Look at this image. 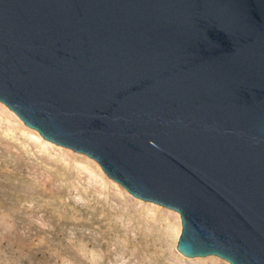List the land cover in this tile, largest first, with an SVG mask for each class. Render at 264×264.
<instances>
[{
	"label": "water",
	"instance_id": "water-1",
	"mask_svg": "<svg viewBox=\"0 0 264 264\" xmlns=\"http://www.w3.org/2000/svg\"><path fill=\"white\" fill-rule=\"evenodd\" d=\"M0 101L179 212L184 255L264 264V0H0Z\"/></svg>",
	"mask_w": 264,
	"mask_h": 264
},
{
	"label": "rangeland",
	"instance_id": "rangeland-1",
	"mask_svg": "<svg viewBox=\"0 0 264 264\" xmlns=\"http://www.w3.org/2000/svg\"><path fill=\"white\" fill-rule=\"evenodd\" d=\"M181 232L175 210L134 196L0 101V264H231L184 255Z\"/></svg>",
	"mask_w": 264,
	"mask_h": 264
},
{
	"label": "bare ground",
	"instance_id": "bare-ground-1",
	"mask_svg": "<svg viewBox=\"0 0 264 264\" xmlns=\"http://www.w3.org/2000/svg\"><path fill=\"white\" fill-rule=\"evenodd\" d=\"M175 213H176V215H177V217H178V219L180 220V223H181V217H180V214H179L177 211H175Z\"/></svg>",
	"mask_w": 264,
	"mask_h": 264
}]
</instances>
